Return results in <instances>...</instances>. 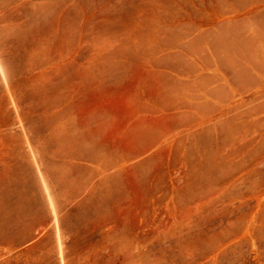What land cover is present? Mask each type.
<instances>
[{
	"label": "rangeland",
	"instance_id": "rangeland-1",
	"mask_svg": "<svg viewBox=\"0 0 264 264\" xmlns=\"http://www.w3.org/2000/svg\"><path fill=\"white\" fill-rule=\"evenodd\" d=\"M0 264H264V0H0Z\"/></svg>",
	"mask_w": 264,
	"mask_h": 264
}]
</instances>
